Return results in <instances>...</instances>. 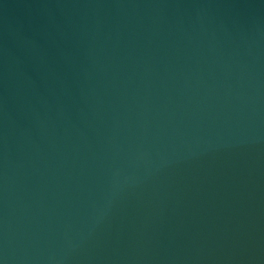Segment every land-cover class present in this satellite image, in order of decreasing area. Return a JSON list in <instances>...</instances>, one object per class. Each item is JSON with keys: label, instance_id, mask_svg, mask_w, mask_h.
<instances>
[{"label": "water", "instance_id": "obj_1", "mask_svg": "<svg viewBox=\"0 0 264 264\" xmlns=\"http://www.w3.org/2000/svg\"><path fill=\"white\" fill-rule=\"evenodd\" d=\"M0 264H264V0H0Z\"/></svg>", "mask_w": 264, "mask_h": 264}]
</instances>
